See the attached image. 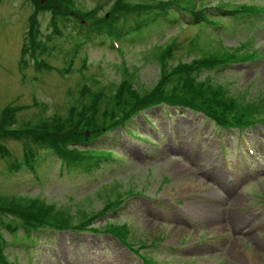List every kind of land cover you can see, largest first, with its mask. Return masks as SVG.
I'll use <instances>...</instances> for the list:
<instances>
[{"label": "rangeland", "instance_id": "374dc122", "mask_svg": "<svg viewBox=\"0 0 264 264\" xmlns=\"http://www.w3.org/2000/svg\"><path fill=\"white\" fill-rule=\"evenodd\" d=\"M115 1L52 0L53 9L33 10L32 0H0V113L5 106L19 108L15 123H8L11 128H32L45 119L51 125L53 117H68L69 108L88 96L111 95L121 82L131 83L139 92L153 88L160 79L162 51L171 59L169 71L204 56L197 76L205 91L228 92L240 103L264 109V55L259 56L264 52V13L257 29L228 24L218 34L206 26L163 22L148 30L149 37L142 41L125 43L121 52L116 46L89 41L77 25H86L93 13L99 19L114 16ZM224 1L240 6L248 1L264 2ZM193 2L196 9H202L220 0ZM137 16L138 20L145 18L141 12L127 17ZM54 26L59 34H54ZM30 32L41 40L38 47L28 40ZM249 36L256 41L251 39L254 45L242 53L245 46H239L240 42ZM21 51L29 53L22 55ZM32 53L42 57L38 69ZM208 59L223 69L212 70ZM240 61L251 65L237 66ZM83 84L90 90L80 93ZM145 116L148 123L141 115L128 123L138 137L122 132L109 143L97 140V147L112 149L116 159L100 161L99 171L72 185L57 176L55 155L38 156L43 158L41 163L56 161L45 180L32 181L29 171L10 174L14 160L22 159L25 142L0 126V193H13L0 199V245L10 243L1 249L0 264H143L141 255L151 264H264V123L240 133L218 132L201 114L168 106L162 111L150 109ZM73 147L65 144L64 149ZM13 177L22 182L10 187ZM113 195L124 199V204L115 214L106 213L107 225L123 224L129 247L128 241L124 247L117 237L74 234L68 228L39 232L33 245L11 243L17 239L11 236L8 222H16L17 211L25 206H34L31 211L46 209L38 199L55 208L63 205L69 220L78 222ZM104 220L95 217L93 222L99 226Z\"/></svg>", "mask_w": 264, "mask_h": 264}, {"label": "trees", "instance_id": "16d2710c", "mask_svg": "<svg viewBox=\"0 0 264 264\" xmlns=\"http://www.w3.org/2000/svg\"><path fill=\"white\" fill-rule=\"evenodd\" d=\"M148 1L145 4H129L123 0H116L111 7L114 16L99 19L93 13L94 16L88 22L86 21V25L79 26L77 22L78 31H82L89 41L97 40V44L103 42L104 46L108 45L112 48L116 45V48L122 52L125 43L142 41V39L149 37L146 33L148 30L160 27V23L163 22L168 25L181 22L184 25L206 26L205 28L210 29L209 27L213 26L225 27L224 24L228 26L229 20L223 16H221V22L216 20L209 21L213 20V17H218L215 14L226 12L227 15H230L240 10L244 14L248 13L250 15L253 12L264 11V2L258 3L254 1L244 2L242 3L244 5L240 6L227 5L224 0H220L219 3L202 9H196L193 0H156L155 3ZM31 3L33 4V10L43 6H50L53 9L54 6L52 0L46 1L44 5L39 4L35 0H32ZM261 5L263 7H259ZM44 9H47V7ZM140 12L145 14V18H148L138 20L140 19L139 16L136 19L127 17L129 14ZM54 13L56 12L54 11ZM121 16L122 18L117 21ZM207 17L210 19L207 20ZM52 23L56 25L54 20H52ZM254 26L255 24L253 23L248 25L249 28ZM55 33L59 34V29L56 27L54 29ZM213 34H216L215 30ZM251 39L256 41V38H252V36L241 40L242 42L240 43L243 44L239 46H245L241 51L242 53L248 51L249 45H254L251 43ZM28 40L30 42L34 41L37 47L42 43L40 39L35 40L32 32L28 34ZM84 41L85 39L80 40V42ZM35 43L32 44L35 45ZM27 53L29 52L22 53L21 51L22 55ZM259 56L256 55V57ZM40 57L39 54L32 53L33 65L36 69L40 67L41 61L43 62L42 57L40 61ZM158 60L161 69L160 79L152 86L153 88L149 90L146 88L140 89L141 91L139 92L137 89H133L131 83L121 82L114 87L115 91L111 95H105L101 92L94 93V96H88L86 100L71 106L68 117L62 118L58 115L53 117L51 120L55 121L51 125L45 119L36 123L32 128H17L16 126L11 128L8 123H15V112L19 108L12 106L2 108L0 126L3 124L7 132L25 142V146L22 147V159L14 160L10 167L11 170L29 171L33 175L31 180H39L41 177H38V170H43L41 176L45 175L43 178L46 179L47 172H51L58 165L56 169L57 176L64 179L69 185L77 184L99 171L102 167L99 166L100 161L116 159L112 149L104 151L97 147V140L109 143L112 141L113 135L122 132L138 137L139 135L134 130L127 127L128 123H131V120L138 114H141L146 121L143 111L153 105L161 106L162 103L178 109L186 107L195 111L200 110L205 116L221 126H242V124L247 122L252 124L264 120V109L256 110L254 107L240 103L228 92L213 93L202 88L203 83L197 76V72L202 68L204 56L199 58V60L191 58L189 62L179 63L171 71H169V61L171 59L166 51L160 53ZM208 60L212 70L223 69V66H213L215 61ZM78 90V92L83 93L86 90H90V88L83 84L79 86ZM211 95L215 96L212 97ZM221 105L226 106L227 110L225 111ZM57 118H60V120H57ZM40 128H42L41 131ZM114 128L118 130L116 129L117 131L113 134L111 129ZM36 129L38 133L35 132ZM16 131H18V134L14 135L13 133ZM86 131H88L87 135ZM27 143L29 146H27ZM65 144H71L74 147L69 149L68 152L64 149ZM37 146L45 147L41 149L43 153ZM40 154H43V156H57L58 164L56 165V161L41 163L43 158L38 157ZM136 194L134 193L133 195ZM8 195H13V193L1 192L0 199H4ZM119 197V195H113L110 198H105L99 209H94L87 215L85 220L78 222L69 220L64 214V208L61 207L63 205L55 208L47 206L44 199L42 201L38 199L36 201L41 202L40 206L46 207V209L39 208L37 211L35 209L31 211L34 206H25L21 211H17V214L14 213L18 218L16 222L14 220V223L8 222L7 226L11 236L17 239V241L11 243L24 244L27 242L33 245L39 232H51L57 230L56 228H68L74 234L75 232L81 234L84 231L94 234L105 232L115 238L117 237L123 244L128 241L129 247L130 239L123 224L120 226L107 225V222L110 221L106 213L115 214L117 209L124 204V199L120 201ZM6 204L7 202L4 200L3 205L5 206ZM37 204L35 203V205ZM48 207L59 212H55ZM95 217L104 218V223L98 226L95 224L96 222H93ZM2 221L7 223L4 220ZM19 229L22 230L20 233L18 232ZM8 244L10 243L5 241V243L0 245V258H2L1 249ZM138 250L139 248L136 249V252ZM141 257L144 264H151L149 258L144 255H141Z\"/></svg>", "mask_w": 264, "mask_h": 264}, {"label": "bare ground", "instance_id": "6f19581e", "mask_svg": "<svg viewBox=\"0 0 264 264\" xmlns=\"http://www.w3.org/2000/svg\"><path fill=\"white\" fill-rule=\"evenodd\" d=\"M187 154V153H186ZM191 162V161H190ZM203 162V161H202ZM223 189V188H222Z\"/></svg>", "mask_w": 264, "mask_h": 264}]
</instances>
